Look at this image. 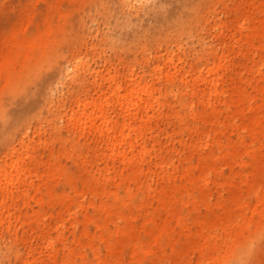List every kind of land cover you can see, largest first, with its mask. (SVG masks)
I'll return each instance as SVG.
<instances>
[{
	"label": "bare ground",
	"instance_id": "obj_1",
	"mask_svg": "<svg viewBox=\"0 0 264 264\" xmlns=\"http://www.w3.org/2000/svg\"><path fill=\"white\" fill-rule=\"evenodd\" d=\"M146 1L105 8L114 23L130 25L153 12ZM252 12L251 25H219L218 37L233 32L204 47L202 67L184 69L175 51L153 67L167 81L181 75L191 89L189 100L166 110L143 69L133 77L129 65L122 79L92 69L97 86L86 89L76 77L79 59L54 51L43 72L9 91L0 105V222L14 220L7 228L23 244L24 255L13 251L19 264H264V7ZM75 81L81 96L71 89ZM44 107L55 110L54 123L66 117V136L43 143L47 158L26 142L27 122H39ZM56 141V153L72 158L80 175L77 182L67 173L69 190L54 196ZM40 187L60 205L54 227L51 214L29 203H43Z\"/></svg>",
	"mask_w": 264,
	"mask_h": 264
},
{
	"label": "rangeland",
	"instance_id": "obj_2",
	"mask_svg": "<svg viewBox=\"0 0 264 264\" xmlns=\"http://www.w3.org/2000/svg\"><path fill=\"white\" fill-rule=\"evenodd\" d=\"M115 1L0 0V105L10 90H19L20 83L31 78L39 69L43 72L54 51L64 54L71 62L79 59L84 68L77 71L76 77L85 78L86 89L97 86L90 73L92 69L102 70L104 77L108 71L115 72L116 79L123 78L129 65L134 69L133 77H138L143 69L145 79L156 82L159 88L157 92L166 110L167 103L179 104L189 100L191 89L181 81V75L167 81L161 73H153V67L163 66L167 54L173 51L176 52L173 61L183 63L184 69H188L190 64L202 67L203 58L207 56L204 47L213 46L221 38L228 41V35L233 32V29H227L224 37H218L222 30L219 25H251L254 16L252 10L264 7V0H147L145 4L153 6L149 17L143 15L140 23L119 25L118 22L114 23L105 8L107 3L113 4ZM176 13L175 20H165V15ZM154 25L156 27L152 28ZM70 48L76 53L73 58L69 54ZM111 84L106 95H110L113 90L114 84ZM84 88L78 81L71 84L72 91L80 96ZM28 89H32V84ZM91 92L87 93L88 97ZM65 94L69 97L68 92ZM68 97L62 101L64 109L70 106ZM23 104V99H19L14 105L15 111ZM51 110L44 107L39 112V122L35 121L34 116L26 124L30 126L26 142L38 155L42 153L44 158L48 157V150L43 146L45 139L58 133L66 136L63 126L66 117L54 123L52 117H55V110ZM12 137L13 144L17 145L21 137L19 129H16ZM58 146L56 141L53 158L57 175L55 179L48 180L54 196L62 190H69L65 178L67 173L73 174L77 182L80 175L78 165L72 158L56 153ZM62 146L71 147L66 140ZM43 170L42 167L39 169L40 172ZM39 195L43 198L40 206L32 198L29 203L44 216L51 214L54 227L60 205L56 197L50 201V195L43 187H40ZM160 213H163L162 209ZM13 225V219L0 222V264H19L20 260H16L13 253L16 248L20 247L24 255L22 242L14 241L7 228L10 226L13 229ZM51 236L55 237L54 228ZM88 257L91 258L89 253ZM142 264H149V260H142Z\"/></svg>",
	"mask_w": 264,
	"mask_h": 264
}]
</instances>
